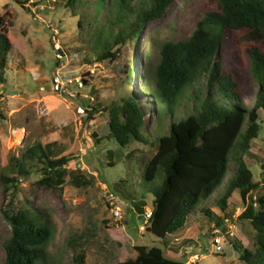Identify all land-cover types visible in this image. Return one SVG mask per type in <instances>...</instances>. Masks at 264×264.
I'll return each instance as SVG.
<instances>
[{"label":"rangeland","instance_id":"1","mask_svg":"<svg viewBox=\"0 0 264 264\" xmlns=\"http://www.w3.org/2000/svg\"><path fill=\"white\" fill-rule=\"evenodd\" d=\"M92 1L85 0L83 6L71 9L65 6L66 0H0V15L12 46L4 82L0 83V175L9 171L11 156H18L35 142L42 145L58 142L54 145L56 155L60 154V148L75 152L67 166L70 175L60 189H45L36 183L40 168H33L29 175L19 178L13 211L26 206L28 200L32 208L48 212L53 228L44 257L37 264H74L75 251L67 245L72 237L79 238L82 246L76 249L83 250L86 264H117L134 256V245L171 249L175 259L184 264H246L238 260L239 253L233 247V242H238L250 250L253 248L252 227L248 221L238 219L246 204L235 191L222 213L216 200L223 186L199 204L215 210L220 226L197 208L173 235L159 239L145 232L142 217L123 198L119 182L121 179L138 182L139 169L155 148L146 143H133L128 148L118 146L107 138L108 113L102 111L112 102L120 103L122 98L133 95L147 109L146 126L153 132L154 103L143 86L145 64L158 62L163 43L185 39L194 31L198 21L211 10L208 0H176L162 19L148 21L137 40L121 47L114 61H98V53L92 47L93 36L89 35L95 24ZM78 13L83 14L85 22L81 29L77 26ZM107 13L105 9L101 18ZM241 35L235 31L226 33L220 61L225 70L236 76L243 101L250 109L258 83L251 73L250 59L236 45ZM131 66L132 75L127 77ZM56 76L64 83L58 89L53 84ZM190 94L187 91L179 103L177 119L192 113ZM92 106L98 111L94 113ZM259 115L261 129L246 160L254 180L261 181L264 187V112ZM169 124L167 116L161 134L168 132ZM18 129L25 132L21 141ZM151 135L152 142L154 135ZM135 148L142 153L135 152L128 160L127 153ZM234 172L235 163L230 158L225 183ZM72 174L79 176L75 177L77 183L88 181L90 185L72 184ZM262 192L264 189L253 193L251 198ZM109 194L115 198L114 207L119 209L120 217L112 214ZM8 203L9 197L4 196L0 186V264L5 259L3 243L12 234L2 216ZM213 228L224 236L222 253L214 252Z\"/></svg>","mask_w":264,"mask_h":264},{"label":"trees","instance_id":"2","mask_svg":"<svg viewBox=\"0 0 264 264\" xmlns=\"http://www.w3.org/2000/svg\"><path fill=\"white\" fill-rule=\"evenodd\" d=\"M175 1L93 0L95 24L89 35L93 36L92 47L98 53L97 60H116L120 48L137 40L148 21L162 19ZM84 4L85 0H66L65 6L74 9ZM208 4L211 10L187 38L166 41L160 48L158 62L145 64L143 86L154 103L153 132L146 126L147 109L129 95L120 103L112 102L103 108L102 111L108 113L107 138L121 148L133 143L151 144L155 148L139 169L138 182L124 179L119 182L123 198L137 215L143 217L150 206L145 232L159 239L173 235L183 228L197 208L220 226V217L199 204L223 186L216 200L217 207L224 213L228 200L238 191L246 204L238 219L248 221L254 233L252 250L233 242L239 253L238 260L264 264V192L251 198L264 187L261 181L254 180L246 160L261 129L259 112H264V0H208ZM105 9L108 13L102 19L100 14ZM77 16V26L81 29L85 23L83 14ZM229 31L242 33L236 45L244 49L250 59L251 73L258 83L250 109L243 101L236 76L225 70L220 61ZM11 49V38L0 15V83L4 82ZM132 72L131 66L127 77H131ZM187 91H191L192 113L177 119L178 105ZM91 108L94 113L98 111L95 106ZM167 116L170 117L168 132L161 134ZM152 133L154 141L151 142ZM57 144L35 142L26 146L18 156L10 157L9 171L0 175L3 194L9 197L2 216L12 229L11 236L3 243V264H37L40 257H44V247L53 229L48 212L32 208L28 200L26 206L15 212L12 206L19 178L29 175L33 168H40L36 183L42 188L60 189L65 183L66 176L70 175L67 166L75 152H64L60 148V154L56 155L54 145ZM135 152L142 153L135 148L126 158L131 160ZM230 158L235 163V172L225 183ZM70 177L71 183L78 187L90 185L88 181L77 183V175ZM78 240V237L69 238L67 245L75 251L74 264H86L83 250L76 249L82 246ZM133 248L134 256L117 264H184L156 246L134 245Z\"/></svg>","mask_w":264,"mask_h":264},{"label":"built area","instance_id":"3","mask_svg":"<svg viewBox=\"0 0 264 264\" xmlns=\"http://www.w3.org/2000/svg\"><path fill=\"white\" fill-rule=\"evenodd\" d=\"M56 47L58 49L59 45H56ZM53 84H54L55 88L58 89L64 83H63V81L61 80V78L59 76H56ZM20 130H22V129H18L17 132L20 131ZM22 131H23V137H22V139H23L25 132H24V129ZM109 195H110L111 200L113 201V202L112 201L110 202V205L113 207L112 214L115 217H120L119 209H116L114 207V199L115 198H114V196L112 194H109ZM150 215H151V211L150 210L145 211V213H144V215L142 217V221H143L144 224L146 223V221L148 220ZM212 234H213V248H214V252L215 253H222V251H223V245L222 244H223V241H224V236L220 235L219 234V230H217L215 228H213ZM195 257L197 258V256H195Z\"/></svg>","mask_w":264,"mask_h":264},{"label":"bare ground","instance_id":"4","mask_svg":"<svg viewBox=\"0 0 264 264\" xmlns=\"http://www.w3.org/2000/svg\"><path fill=\"white\" fill-rule=\"evenodd\" d=\"M18 139L21 141L22 140V137H23V131L22 130H20V131H18Z\"/></svg>","mask_w":264,"mask_h":264},{"label":"crops","instance_id":"5","mask_svg":"<svg viewBox=\"0 0 264 264\" xmlns=\"http://www.w3.org/2000/svg\"><path fill=\"white\" fill-rule=\"evenodd\" d=\"M213 211H215L214 209H213ZM215 213H217V212H215ZM186 248H188V247H186ZM186 248H185V250L184 251H186ZM168 249H170V248H168ZM171 250V249H170ZM170 250L168 251H166V253H169V254H172L171 252H170Z\"/></svg>","mask_w":264,"mask_h":264},{"label":"water","instance_id":"6","mask_svg":"<svg viewBox=\"0 0 264 264\" xmlns=\"http://www.w3.org/2000/svg\"><path fill=\"white\" fill-rule=\"evenodd\" d=\"M78 166H79V164H78Z\"/></svg>","mask_w":264,"mask_h":264}]
</instances>
